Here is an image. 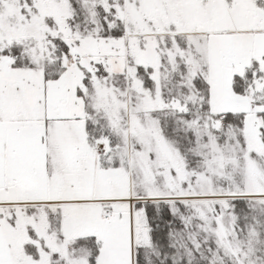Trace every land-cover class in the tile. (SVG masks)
<instances>
[{
	"label": "snow or ice",
	"instance_id": "1",
	"mask_svg": "<svg viewBox=\"0 0 264 264\" xmlns=\"http://www.w3.org/2000/svg\"><path fill=\"white\" fill-rule=\"evenodd\" d=\"M0 264H264V0H0Z\"/></svg>",
	"mask_w": 264,
	"mask_h": 264
}]
</instances>
